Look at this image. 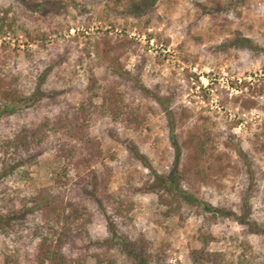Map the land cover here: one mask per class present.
Returning <instances> with one entry per match:
<instances>
[{"label": "rangeland", "instance_id": "374dc122", "mask_svg": "<svg viewBox=\"0 0 264 264\" xmlns=\"http://www.w3.org/2000/svg\"><path fill=\"white\" fill-rule=\"evenodd\" d=\"M137 1L63 0L35 13L0 0V76L29 90L51 69L44 88L59 89L62 105L78 97L99 61L95 76L142 115L136 129L108 118L91 127L112 168L111 191L132 201L123 231L164 248L168 263L188 264L208 215L202 203L237 213L244 196L250 220L264 222V161L255 151L264 146V0H142L140 12ZM239 37L244 49L234 47ZM59 165L45 154L27 184L9 187L21 196L46 190ZM160 175L176 177L177 191H163ZM89 212V234L106 238L104 218ZM208 230L212 251H234L238 225L223 219ZM249 243L255 253L264 246L255 236ZM5 252L0 240V264Z\"/></svg>", "mask_w": 264, "mask_h": 264}, {"label": "trees", "instance_id": "16d2710c", "mask_svg": "<svg viewBox=\"0 0 264 264\" xmlns=\"http://www.w3.org/2000/svg\"><path fill=\"white\" fill-rule=\"evenodd\" d=\"M16 1L40 13L45 6L56 10L63 0ZM141 2H133L138 12L144 9ZM12 22L9 20L7 30H11ZM2 27L0 19V33ZM243 42L240 37L235 39L234 47L244 49ZM85 51L88 57L89 51ZM98 64L92 61L78 97L64 100L62 105L59 89L44 88L51 69L39 72L29 90L18 78L0 76V240L6 250L1 264H81L87 257L94 264H117L120 259L121 264H174L166 261L164 248L154 250L142 236L133 239L123 231L132 201L111 191L112 168L103 163V150L91 127L98 119L108 118L115 126L136 129L142 115L123 103L114 83L95 76L92 68ZM255 151L264 161V146H256ZM202 152L200 146L195 158ZM45 154L60 162L49 188L30 196L13 191L9 186L17 181L27 184L25 180ZM175 179L160 175V188L173 194L177 191ZM247 201L242 196L235 204L237 213L202 203L208 215L205 227H199L194 237L198 246L189 251L188 264H264V222L250 220ZM90 208L105 220L107 237L102 240L88 232ZM223 219L239 227L229 237L234 251L210 249L217 240L209 226ZM253 236L261 240L257 253L249 243Z\"/></svg>", "mask_w": 264, "mask_h": 264}]
</instances>
